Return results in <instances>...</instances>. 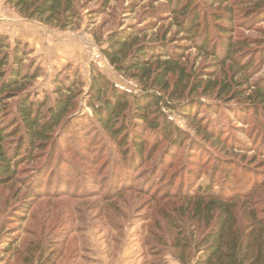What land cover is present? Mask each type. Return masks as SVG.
I'll list each match as a JSON object with an SVG mask.
<instances>
[{"label": "rangeland", "instance_id": "rangeland-1", "mask_svg": "<svg viewBox=\"0 0 264 264\" xmlns=\"http://www.w3.org/2000/svg\"><path fill=\"white\" fill-rule=\"evenodd\" d=\"M201 1L206 13L232 9L233 21L226 22L231 38L247 42L246 50L255 53L253 63L240 73L231 63L215 67L213 79L231 83L228 94L219 97L215 89L206 95L199 88L189 101L176 100L175 105L193 106V121L163 109L176 132L184 135L176 146L171 138L162 141L157 132L145 131L136 120L129 123L127 145L136 132L142 134L147 142L144 159L129 153L122 160L115 139L86 106L91 68L119 88L138 93L130 75L115 71L102 50L111 31L128 29L142 30L141 38L147 42L173 38L175 44L186 46L174 38L176 29L165 13V2L76 0L80 19L60 29L23 18L0 0V34L12 46L18 41L30 51L31 65L41 69L32 83L36 97L49 94L55 74L60 78L77 74L80 82L66 128L56 129L44 151L32 161H22L12 179L0 185V264H179L172 256L175 250L162 245L178 239L171 222L185 223L194 242L207 230L205 221L193 217L203 203L191 198L208 190L218 195L254 189L256 184L255 193L264 198V109L252 99L255 90L264 87V40L257 42L264 38V9L253 19L243 11L257 10L258 4L262 5L258 10L264 8V0H222L212 6ZM186 48L182 51L188 67L214 69L210 58ZM244 56L239 59L243 63L248 59ZM169 78L172 87L174 78ZM239 86L245 95L234 98ZM10 102L14 101H9V109ZM212 129L219 140L206 138L205 130ZM226 167L232 175L229 183L224 179ZM247 199L234 203L238 221L247 220ZM198 256L191 255L192 260Z\"/></svg>", "mask_w": 264, "mask_h": 264}, {"label": "trees", "instance_id": "trees-1", "mask_svg": "<svg viewBox=\"0 0 264 264\" xmlns=\"http://www.w3.org/2000/svg\"><path fill=\"white\" fill-rule=\"evenodd\" d=\"M163 1L167 9L165 13L176 29L174 38L181 39L186 46L175 44L173 38L147 42L141 38L142 30L128 29L111 31L102 50L115 71L130 75L139 86L138 93L119 88L96 67L91 68L86 106L98 125L115 139L122 160L129 153L144 159L147 142L142 134L137 135L136 132L127 145L129 123L136 120L145 131L157 132L156 137L162 136V141L171 138V143L176 146L184 135L176 132L175 125L163 109L176 111L193 121V106L185 108L184 104L179 106L174 102L183 103L199 88L206 90V95L215 89L219 97L230 93V82L219 83L213 79L215 67L220 69L231 63L240 73L241 70L248 71L255 58L252 50H246L247 42L231 38V29L226 23L233 21L231 8L226 6L224 10L206 13L208 10L201 0ZM217 1L223 4L222 0H205V3L212 6V2ZM246 1L255 3V0ZM5 3L23 18L60 29L69 28L80 19L76 0H5ZM260 7L262 5L258 4L257 8ZM263 9L246 8L243 11L247 18L253 19ZM213 35L216 36L215 41ZM261 40L264 38L257 42ZM183 47L195 49L198 54L210 58L214 69L195 70L192 66L188 67L183 59ZM243 53L244 58H248L245 63L239 60L243 59L240 58ZM29 54L30 51L21 48L18 41L12 46L9 38L0 34V185L12 179L22 161H32L44 151L56 129L66 128L68 116L75 108L80 93L77 74L63 78L55 74L51 79L52 90L37 98L32 83L40 76L41 69L31 65ZM170 76L174 78L172 87ZM244 82L247 84L246 80ZM243 89L241 86L234 89L233 97L245 95ZM253 98L264 109V87L256 89ZM9 101H14L10 102V109ZM205 134L208 140L218 139L214 129L205 130ZM225 173L224 179L229 183L232 175L227 167ZM257 188L258 184L254 189H234L227 194L221 192L215 195L210 190L202 196L198 193L199 197L191 199L198 204L203 203L205 207L199 205L193 217L198 216V220L205 221L207 230L194 242L186 234L185 223L172 221V228L179 231L178 239L164 242L163 247L175 250L172 256L179 264H264V198L255 193ZM245 197H248L249 205L244 207L247 214L244 222L238 221L239 212L234 211V203ZM196 252L199 256L192 260L191 255Z\"/></svg>", "mask_w": 264, "mask_h": 264}, {"label": "built area", "instance_id": "built-area-1", "mask_svg": "<svg viewBox=\"0 0 264 264\" xmlns=\"http://www.w3.org/2000/svg\"><path fill=\"white\" fill-rule=\"evenodd\" d=\"M97 58H100V55L97 56ZM126 91L130 92L131 90L129 88H127L126 86L123 87Z\"/></svg>", "mask_w": 264, "mask_h": 264}]
</instances>
